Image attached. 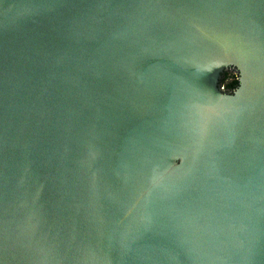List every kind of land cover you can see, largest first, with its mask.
Listing matches in <instances>:
<instances>
[{
	"label": "water",
	"instance_id": "water-1",
	"mask_svg": "<svg viewBox=\"0 0 264 264\" xmlns=\"http://www.w3.org/2000/svg\"><path fill=\"white\" fill-rule=\"evenodd\" d=\"M0 264H264V0H0Z\"/></svg>",
	"mask_w": 264,
	"mask_h": 264
}]
</instances>
